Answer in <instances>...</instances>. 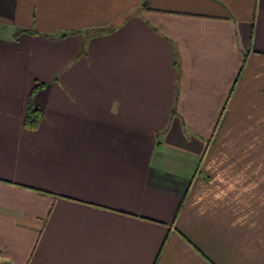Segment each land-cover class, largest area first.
I'll list each match as a JSON object with an SVG mask.
<instances>
[{
    "label": "crops",
    "instance_id": "obj_1",
    "mask_svg": "<svg viewBox=\"0 0 264 264\" xmlns=\"http://www.w3.org/2000/svg\"><path fill=\"white\" fill-rule=\"evenodd\" d=\"M0 264H264V0H0Z\"/></svg>",
    "mask_w": 264,
    "mask_h": 264
},
{
    "label": "trees",
    "instance_id": "obj_2",
    "mask_svg": "<svg viewBox=\"0 0 264 264\" xmlns=\"http://www.w3.org/2000/svg\"><path fill=\"white\" fill-rule=\"evenodd\" d=\"M40 121V113L37 108H35L32 103H29L28 106V115H27V124L30 127L35 128Z\"/></svg>",
    "mask_w": 264,
    "mask_h": 264
}]
</instances>
